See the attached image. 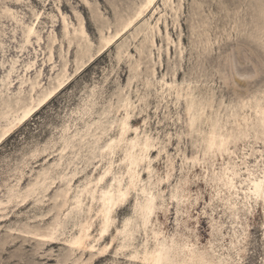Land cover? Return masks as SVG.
Masks as SVG:
<instances>
[{"label": "rangeland", "instance_id": "1", "mask_svg": "<svg viewBox=\"0 0 264 264\" xmlns=\"http://www.w3.org/2000/svg\"><path fill=\"white\" fill-rule=\"evenodd\" d=\"M142 1L0 0L1 122L5 124L3 112L29 97L32 83L40 81L35 93L38 98L59 74L68 76L61 91L0 143V264H91L98 256L84 254L68 242L78 229L73 220H63L69 207L63 206L66 181L62 176L70 178L81 169L92 150L79 142L81 136L95 142L100 135L102 145L117 135L114 127L102 136L94 123L101 121L108 127L110 121L123 117L124 110L119 107L122 94H130L135 102L133 126L157 138L151 150L157 157L153 164L165 175L171 170L170 180L162 185L164 197L182 182L181 204L166 201L158 214L166 235L185 241L186 250L194 251L191 260L198 259L195 264L203 260L210 264H264L262 199L231 207L191 161L202 157V134L208 133L221 114V123L227 122L225 128L232 130L237 128L232 115L238 112L237 119L243 123L244 116L255 115L257 105L264 109V0H156L131 29L101 49L102 36L114 32ZM63 15L69 23L67 30ZM81 21L85 35L74 32ZM32 23L41 39L32 35L31 43H25L23 30ZM85 45L91 46L92 56H86L78 66L79 51ZM139 48L144 50L141 58ZM51 52L53 59L49 60ZM137 61L141 63L139 71L134 68ZM30 63L34 65L28 69ZM148 76L152 78L150 86L145 85ZM21 79L26 80L22 89ZM162 80H177L182 99L177 100L175 92L169 96ZM189 90L194 92L191 97L185 95ZM190 98L206 107L200 105L205 118L202 116L195 129L189 126L187 116ZM88 132L98 135L91 137ZM66 137L72 139L70 146H66ZM247 137L230 144L235 154L232 158L240 162L247 157L260 172L264 170V136L251 131ZM228 157L225 154V161ZM223 162L218 157L215 168L219 170ZM95 163L75 176L74 188L86 175L97 177L102 172L101 163ZM143 173L147 178V172ZM133 202L118 209L114 234L115 227L132 212ZM59 223L64 226L58 227ZM95 228L99 226L94 227L93 235L98 233ZM55 230L53 238H43ZM110 242L111 237L101 240L103 245ZM116 248L109 249L96 264H133L128 257L115 254Z\"/></svg>", "mask_w": 264, "mask_h": 264}, {"label": "bare ground", "instance_id": "2", "mask_svg": "<svg viewBox=\"0 0 264 264\" xmlns=\"http://www.w3.org/2000/svg\"><path fill=\"white\" fill-rule=\"evenodd\" d=\"M155 1L156 0H143L137 9L132 11L131 14L120 21L114 32L111 31L108 36L103 35L101 38V49L106 46H110L114 40L120 38L129 29H131V27L136 24V21L145 14V12ZM63 20L66 22L65 28L67 30L69 23L67 22L65 15H63ZM140 30L141 29H138L137 33H139ZM67 32L69 33V30ZM74 32L83 35L86 34L85 26L82 21L80 22L79 27H74ZM23 33L25 43H31L32 35H38V39H41L40 35L38 34L37 27L34 26L33 23L27 25L23 30ZM147 37L148 35L146 34L145 39H147ZM69 42L70 44L72 43V41ZM151 43L153 45L155 44L153 38L151 39ZM90 50V45H85L84 47L80 48L79 58L77 56L78 66L80 64L83 65V60L86 56H92L90 55ZM143 54L144 50L139 48L140 58ZM128 57L132 58V55L128 53ZM52 59L53 56L51 52L49 60ZM33 65L34 63H30L28 64L27 68L30 69L33 67ZM140 65V61H137L134 67L136 71H139ZM138 75L139 72H137L134 77L136 78ZM67 79L68 76L65 72L59 74L49 87H45L41 91L38 98H35V93L37 91V86L40 85V81L32 83L28 98L19 103L17 107H11L7 105L8 107H11V109H9L7 112H3L1 116V118L4 119L5 124H3L0 120V143L12 132L16 125L26 121L31 115H33V113L44 106L50 98L61 91L64 88V85H66L65 82ZM133 79H130L132 83ZM162 81L168 89L169 96L172 95L173 92H175L177 100H180V98L184 96V94L181 93L182 89L180 90L179 85L176 84L177 80L170 83L164 80ZM9 83H11V79ZM25 83L26 80L21 79V89L24 87ZM151 84L152 78L149 76L146 77L145 85L150 86ZM193 93L194 92L190 91L185 95L191 97L193 96ZM187 98L185 99L188 100ZM139 99L141 100L142 98ZM198 99L202 98L199 97ZM258 100L261 101L259 98ZM186 104L189 126L195 129L194 126L202 118L204 114L203 109L206 107H204V104L202 105L201 103L200 105L204 107L201 108L199 103H196L193 98H190V101L186 102ZM197 104L202 110L197 108ZM254 104H256V102ZM240 105H242V103ZM242 106L241 109L244 108ZM119 107L124 110V115L119 120L112 122L110 121V126L106 127L101 121L94 123L97 125V131L98 129L101 130L102 136L106 134L110 128L112 129L114 127L117 128V135L114 137H109L107 141H105L103 144L101 143L102 145H100V135L97 136L98 134L89 132L87 134L85 133L91 137L97 136L95 137V142L86 141V136L84 138L81 136L80 141L78 140L79 142L92 147V150L89 152L90 154L84 160L85 163L83 164V167L74 171V173H71L72 175L70 174V178L67 175L62 176V179L66 181V188L63 190V194L61 195L63 197V206L66 207L68 205L69 207L67 213L65 214V219L63 220H65L64 222L73 220L74 226H77L78 229V231H76V233L71 236L68 242L72 248H76L77 250L82 251L84 254L90 252L92 255H94L97 253L98 256L92 261L91 264H96L99 262L101 258H103L109 251V249L113 250L115 247H117L115 254L128 257L129 261H131L133 264H195L198 259L193 258L191 260L194 251L192 249L186 250L187 243L182 239L179 240L177 237H175V235L168 237L162 228V223H160L158 218L160 209L164 207V203L166 201L175 200L177 205L181 204L182 182L180 181L173 187L168 198L164 197L162 185L166 181L170 180L172 174L171 170H169L166 175L163 174L160 169H158L153 164V161L157 157H153L151 155V150L156 147L157 138L148 134L145 130L140 132L139 127L133 126L131 119L136 105L130 94H122V96L119 98ZM256 107L255 115L244 116L243 123L237 119L238 112L235 116L232 115L235 117V124L237 125V128L232 130L225 128L224 125L227 122H225L224 125L221 123L219 119L222 118H220L222 114L220 113L221 115L219 116V119H216L212 123L211 127L209 126L211 129L207 131L208 133L202 134L201 132L202 136H204L201 138L202 141L200 140V144H202V142L205 144L202 157L200 156L191 158L193 168L200 167L203 173V179L208 181L209 186L213 188L220 197L226 199L227 202H230V206L235 209L237 208L238 203L245 204L246 201H251L253 199H262L264 206V170L260 172L255 170V168L250 165L247 157H244L240 162L235 161L232 158V154L235 155L234 151H231L229 147L232 142L236 144L243 138H246L251 131L264 136V109L258 105ZM234 109H236V107ZM227 116H229V114ZM201 121L202 123L204 122V120ZM212 121L213 120H211V122ZM95 125L92 124V126ZM193 130L192 132L195 131ZM198 130H200V128ZM130 132H133V136H130ZM195 132H197V130ZM203 132L205 131L203 130ZM74 136H72V138ZM66 138V146H70L72 139L69 140L68 137ZM73 146L75 147V145ZM163 148L164 147L160 148L159 151L161 152ZM76 152L79 151L77 150ZM75 154L77 155V153ZM225 154L229 156L228 160L226 161ZM218 157H221L224 161L219 170L215 168ZM185 159L189 160L187 157H185ZM95 160L101 163L103 168V170H101L102 172L97 177H94V173L93 176L86 175L84 182L82 181L81 185H76L77 187H75V189V185L72 184L75 176L78 173L84 172L89 166H95ZM73 164L74 163H72L71 166ZM210 167H212V171L210 170ZM144 171L147 172V178L144 177ZM44 173L46 174V171ZM40 177L42 178V176ZM37 183L39 182L37 181ZM37 183L34 185L37 186ZM39 185L41 184H38V186ZM131 201H134L132 203V212L123 219L121 226L115 227L116 233L114 234L112 228L115 225L118 209H120V211L123 210L125 205ZM1 204L3 203L1 202L0 205ZM97 225L99 228L95 229L98 231V235H93L94 227ZM62 226H64V223L58 224V227ZM49 232L46 235H42L43 238H53L56 230L55 232ZM108 237H111V242L103 245L101 240H106ZM84 262L85 261H82V263ZM201 264L210 263L207 260H203Z\"/></svg>", "mask_w": 264, "mask_h": 264}]
</instances>
